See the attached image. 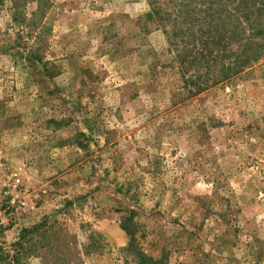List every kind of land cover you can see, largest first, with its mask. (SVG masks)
<instances>
[{"label":"rangeland","instance_id":"374dc122","mask_svg":"<svg viewBox=\"0 0 264 264\" xmlns=\"http://www.w3.org/2000/svg\"><path fill=\"white\" fill-rule=\"evenodd\" d=\"M122 224L264 264V0H0V264H128Z\"/></svg>","mask_w":264,"mask_h":264},{"label":"trees","instance_id":"16d2710c","mask_svg":"<svg viewBox=\"0 0 264 264\" xmlns=\"http://www.w3.org/2000/svg\"><path fill=\"white\" fill-rule=\"evenodd\" d=\"M199 53L203 55L204 53L203 48L200 49ZM187 66L189 67L190 64H187ZM187 66L183 67L186 69V71L188 70ZM122 228L125 229L128 232V234H130L131 237L128 246V252H129L128 254L132 255L133 259L128 264H146L145 261L147 260V258L152 262L150 257H148L142 250L138 249V246L136 244L135 232L132 230V228L130 226H125L123 224H122Z\"/></svg>","mask_w":264,"mask_h":264},{"label":"built area","instance_id":"2783aa9c","mask_svg":"<svg viewBox=\"0 0 264 264\" xmlns=\"http://www.w3.org/2000/svg\"><path fill=\"white\" fill-rule=\"evenodd\" d=\"M16 180H17V182H19V181H20L18 178H17Z\"/></svg>","mask_w":264,"mask_h":264}]
</instances>
